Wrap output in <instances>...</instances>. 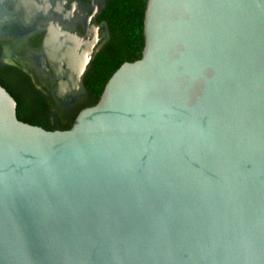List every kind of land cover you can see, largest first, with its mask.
Here are the masks:
<instances>
[{
    "label": "water",
    "instance_id": "water-1",
    "mask_svg": "<svg viewBox=\"0 0 264 264\" xmlns=\"http://www.w3.org/2000/svg\"><path fill=\"white\" fill-rule=\"evenodd\" d=\"M66 36L76 96L98 49ZM143 37L67 130L0 85V264H264V0H146Z\"/></svg>",
    "mask_w": 264,
    "mask_h": 264
},
{
    "label": "flooded vegetation",
    "instance_id": "flooded-vegetation-1",
    "mask_svg": "<svg viewBox=\"0 0 264 264\" xmlns=\"http://www.w3.org/2000/svg\"><path fill=\"white\" fill-rule=\"evenodd\" d=\"M107 2L0 0V81L20 101L16 115L37 119L48 112L53 125L75 118L84 93L71 96L59 91L43 44L46 39L55 44V33L67 34L92 53L98 49L96 55L110 39L104 18Z\"/></svg>",
    "mask_w": 264,
    "mask_h": 264
},
{
    "label": "trees",
    "instance_id": "trees-1",
    "mask_svg": "<svg viewBox=\"0 0 264 264\" xmlns=\"http://www.w3.org/2000/svg\"><path fill=\"white\" fill-rule=\"evenodd\" d=\"M146 0H108L104 18L108 23L110 39L95 55L83 77L85 93L73 117L81 109L97 103L105 83L112 73L123 63L133 62L141 57L144 45L143 19ZM0 85L4 87L0 81ZM7 91V90H6ZM9 92V91H7ZM10 95L14 96L11 92ZM18 106L20 101L14 96ZM20 121L40 126L45 130H67L73 120H67L65 125H53L49 113L37 119H25L16 115Z\"/></svg>",
    "mask_w": 264,
    "mask_h": 264
},
{
    "label": "bare ground",
    "instance_id": "bare-ground-1",
    "mask_svg": "<svg viewBox=\"0 0 264 264\" xmlns=\"http://www.w3.org/2000/svg\"><path fill=\"white\" fill-rule=\"evenodd\" d=\"M77 42H78L77 47L79 48V51L77 52V54L81 56V60H82V59H83V58H82L83 55H84L87 51H89L90 48L87 47L83 42L81 43V42L76 41V40L74 41V45H75ZM54 71H55V70H54ZM55 72L58 73L57 71H55Z\"/></svg>",
    "mask_w": 264,
    "mask_h": 264
}]
</instances>
